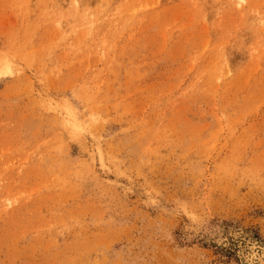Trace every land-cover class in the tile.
<instances>
[{
	"label": "rangeland",
	"instance_id": "rangeland-1",
	"mask_svg": "<svg viewBox=\"0 0 264 264\" xmlns=\"http://www.w3.org/2000/svg\"><path fill=\"white\" fill-rule=\"evenodd\" d=\"M239 6L0 0V264H264V0Z\"/></svg>",
	"mask_w": 264,
	"mask_h": 264
},
{
	"label": "bare ground",
	"instance_id": "bare-ground-1",
	"mask_svg": "<svg viewBox=\"0 0 264 264\" xmlns=\"http://www.w3.org/2000/svg\"><path fill=\"white\" fill-rule=\"evenodd\" d=\"M247 0H235V3L237 4V5H242L243 3H245ZM216 6V5H215ZM239 6V7H240ZM241 16V15H240ZM254 17V16H253ZM259 17V16H258ZM254 19V18H253ZM254 23V22H253Z\"/></svg>",
	"mask_w": 264,
	"mask_h": 264
}]
</instances>
